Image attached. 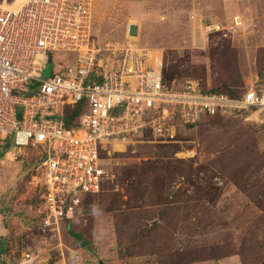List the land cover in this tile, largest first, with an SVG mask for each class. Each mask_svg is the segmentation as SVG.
<instances>
[{
    "label": "rangeland",
    "instance_id": "obj_1",
    "mask_svg": "<svg viewBox=\"0 0 264 264\" xmlns=\"http://www.w3.org/2000/svg\"><path fill=\"white\" fill-rule=\"evenodd\" d=\"M203 1L93 0L92 32L101 45L123 43L135 19L129 34L161 59L168 81L240 89L256 77L252 86L264 90V23L256 19L264 5L254 0L247 18L212 26ZM52 71L47 60L41 78ZM7 142L0 156L4 263L264 264V110L176 123L165 142L143 136L109 149L112 176L58 220L48 217L33 178L38 149ZM71 232L90 244L82 247Z\"/></svg>",
    "mask_w": 264,
    "mask_h": 264
},
{
    "label": "built area",
    "instance_id": "obj_2",
    "mask_svg": "<svg viewBox=\"0 0 264 264\" xmlns=\"http://www.w3.org/2000/svg\"><path fill=\"white\" fill-rule=\"evenodd\" d=\"M92 12L93 0L0 1V145L38 149L33 178L54 220L70 218L112 176L109 149L143 136L165 142L176 123L264 110V90L253 86L232 98L196 80L165 82L161 59L129 34L134 24L123 43L101 45ZM47 60L52 75L42 79ZM80 102L67 128L65 109Z\"/></svg>",
    "mask_w": 264,
    "mask_h": 264
},
{
    "label": "crops",
    "instance_id": "obj_3",
    "mask_svg": "<svg viewBox=\"0 0 264 264\" xmlns=\"http://www.w3.org/2000/svg\"><path fill=\"white\" fill-rule=\"evenodd\" d=\"M254 0H204V18H208L211 25L213 26L215 23L222 22V19L227 21H233L234 23H238V16L242 17H248V14L246 12L245 6H247L249 3H251ZM262 5H264V0H257ZM146 7V6H145ZM148 6L145 10V17L148 18L150 15V10H148ZM256 19L260 23H264V10L256 17ZM137 20L131 19V24H134L137 26L136 23ZM249 86H252L256 82V77H251ZM0 236H2V231H0ZM1 255V254H0ZM0 264H10L9 262L4 263L0 261ZM17 264V263H16Z\"/></svg>",
    "mask_w": 264,
    "mask_h": 264
},
{
    "label": "trees",
    "instance_id": "obj_4",
    "mask_svg": "<svg viewBox=\"0 0 264 264\" xmlns=\"http://www.w3.org/2000/svg\"><path fill=\"white\" fill-rule=\"evenodd\" d=\"M162 75H163V79L165 82L171 83L172 81H174L173 79L171 81H168L163 74V70H162ZM235 88L236 87H233V88L232 87H211V88L209 87V88H204V89L209 90L211 92L226 93L232 98L240 97V95L242 93H244L246 90V87L244 85L242 87H239L240 89H235ZM83 106H84V104L80 102L77 105H75L74 107H66L65 114H64V122H65L67 128H70L71 126L76 125V118L78 117L79 113L81 112ZM8 147H9V144L7 142L2 147V150L0 152V156L2 154H4L6 151H8ZM4 253H5V250L0 248V254H4Z\"/></svg>",
    "mask_w": 264,
    "mask_h": 264
},
{
    "label": "water",
    "instance_id": "obj_5",
    "mask_svg": "<svg viewBox=\"0 0 264 264\" xmlns=\"http://www.w3.org/2000/svg\"><path fill=\"white\" fill-rule=\"evenodd\" d=\"M71 234L82 247H85L90 244L89 241L84 239L79 233L71 232Z\"/></svg>",
    "mask_w": 264,
    "mask_h": 264
},
{
    "label": "bare ground",
    "instance_id": "obj_6",
    "mask_svg": "<svg viewBox=\"0 0 264 264\" xmlns=\"http://www.w3.org/2000/svg\"><path fill=\"white\" fill-rule=\"evenodd\" d=\"M128 23H130V22H128Z\"/></svg>",
    "mask_w": 264,
    "mask_h": 264
}]
</instances>
